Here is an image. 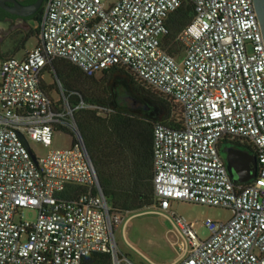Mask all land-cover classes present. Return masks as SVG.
<instances>
[{"label":"built area","instance_id":"obj_1","mask_svg":"<svg viewBox=\"0 0 264 264\" xmlns=\"http://www.w3.org/2000/svg\"><path fill=\"white\" fill-rule=\"evenodd\" d=\"M184 4L193 15L173 55L167 18ZM36 38L23 57L0 60V264H82L95 252L106 256L100 264H161L126 239L133 210L103 181L75 116L85 103L45 89L56 59L87 76L123 68L172 104L179 126L153 124L155 201L144 211L172 224L178 253L165 264H264V39L253 0H46ZM55 131L70 134L71 147L38 155L30 141L50 147ZM222 140L255 149L251 180L231 178ZM174 200L228 207L232 217L207 219L200 238Z\"/></svg>","mask_w":264,"mask_h":264},{"label":"trees","instance_id":"obj_2","mask_svg":"<svg viewBox=\"0 0 264 264\" xmlns=\"http://www.w3.org/2000/svg\"><path fill=\"white\" fill-rule=\"evenodd\" d=\"M34 1L26 0L24 4ZM43 7L44 5L32 15L21 17L0 6V20L22 18L39 23ZM192 15L190 5L184 4L171 12L167 18L168 34L165 46L173 55L180 51L176 37L191 20ZM37 32L38 25L34 29H29L21 38L20 47H24L30 35H37ZM48 67L56 72L63 84L64 92L71 94L72 98L112 108L113 111L105 117L99 115L97 109L84 107L76 110L75 116L86 135L103 181L111 188L118 204L124 209L136 212L151 206L155 201L152 186L153 124L160 121L170 126H179L180 122L174 117L172 104L123 68L112 67L103 71V75L111 72V79L119 77L121 84L132 95L147 102L150 113L146 116L129 114L119 105L116 90L113 88L109 89L107 99L89 97L85 90L80 88V83L84 85L85 78L93 76L81 74L79 69L67 60H53ZM111 82L112 80L108 81L107 85ZM118 158L129 161V164L126 167L120 166ZM105 257L104 253L95 252L86 256L82 264H100Z\"/></svg>","mask_w":264,"mask_h":264},{"label":"rangeland","instance_id":"obj_3","mask_svg":"<svg viewBox=\"0 0 264 264\" xmlns=\"http://www.w3.org/2000/svg\"><path fill=\"white\" fill-rule=\"evenodd\" d=\"M102 1L103 3H109L113 0ZM0 24L6 25H0V60L9 55H15L17 58H21L26 50L35 46L37 38L36 34H32L26 41L24 47H20L21 38L24 34L29 29H34L38 25L34 20H25L22 18L15 20L7 19L0 21ZM179 47L180 51L178 55H181L183 50L180 45ZM79 71L81 74H84L81 70ZM111 77V72L104 75L102 72H97L93 77H86L84 85L79 82L80 88L85 90L89 97L100 99H107L109 96V89L113 88L116 90V99L119 105L123 107L127 113L142 117L150 113L148 104L145 100L132 95L123 84H121L119 77L113 79H111ZM43 78L45 80L44 87L48 93H50L53 98L61 97V89L64 90V88L63 86H59L61 80L58 78L56 72L47 66L43 71ZM111 80V84L107 85V82ZM87 104L89 103H85L83 107L89 108L85 106ZM174 117L176 118L175 114ZM72 142L73 138L70 134H67V132L55 131L50 147H45L42 143L36 141H30V145L38 155L44 156L50 149L69 148ZM232 146H239L245 150L251 147L246 141L222 140L219 148L222 158L226 157L229 148ZM118 161L120 162V166L123 167L129 164V161H124L122 158H118ZM147 180L149 182V179ZM151 209L154 208L149 206L140 212L133 211L129 214H133V217L127 224L126 239L132 246L139 249L151 260L161 264L169 263L178 253V247L171 245V241L174 240V237L167 232L172 228V224L167 218L160 214L144 212L145 210ZM171 209L187 221L194 222L197 235L200 238H206L210 234L206 224L207 219L225 222L232 217V211L228 207L201 204L191 201L174 200L171 202ZM22 215L24 219L33 220L36 217V210L25 208L22 211ZM130 250L133 254L135 253L132 249Z\"/></svg>","mask_w":264,"mask_h":264},{"label":"flooded vegetation","instance_id":"obj_4","mask_svg":"<svg viewBox=\"0 0 264 264\" xmlns=\"http://www.w3.org/2000/svg\"><path fill=\"white\" fill-rule=\"evenodd\" d=\"M19 1H21L22 3H26L24 2L26 0H19ZM44 2L42 6L44 5ZM7 19L10 20V18ZM11 20H15V19H11ZM0 21H4V20H0ZM223 159L231 178L235 182H238L241 179L245 181H249L257 173V167H258L257 157H256L255 149L252 146L246 150L239 146H232L229 148L226 157Z\"/></svg>","mask_w":264,"mask_h":264},{"label":"water","instance_id":"obj_5","mask_svg":"<svg viewBox=\"0 0 264 264\" xmlns=\"http://www.w3.org/2000/svg\"><path fill=\"white\" fill-rule=\"evenodd\" d=\"M253 1L264 39V0ZM43 2L44 0H35L32 3L24 4L19 0H0V6L12 14L25 17L37 12L42 6ZM240 181L245 180L241 179Z\"/></svg>","mask_w":264,"mask_h":264},{"label":"bare ground","instance_id":"obj_6","mask_svg":"<svg viewBox=\"0 0 264 264\" xmlns=\"http://www.w3.org/2000/svg\"><path fill=\"white\" fill-rule=\"evenodd\" d=\"M0 25H5V24H0ZM6 26V25H5Z\"/></svg>","mask_w":264,"mask_h":264},{"label":"crops","instance_id":"obj_7","mask_svg":"<svg viewBox=\"0 0 264 264\" xmlns=\"http://www.w3.org/2000/svg\"><path fill=\"white\" fill-rule=\"evenodd\" d=\"M221 145V144H220Z\"/></svg>","mask_w":264,"mask_h":264}]
</instances>
